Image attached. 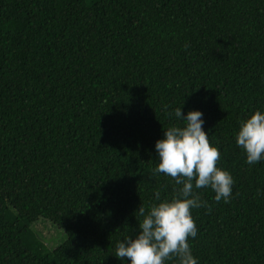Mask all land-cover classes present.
I'll use <instances>...</instances> for the list:
<instances>
[{
    "label": "trees",
    "instance_id": "1",
    "mask_svg": "<svg viewBox=\"0 0 264 264\" xmlns=\"http://www.w3.org/2000/svg\"><path fill=\"white\" fill-rule=\"evenodd\" d=\"M177 107L234 181L227 202L196 190L197 264H264V160L235 143L264 107V0H0V264H120L139 206L173 194L152 170Z\"/></svg>",
    "mask_w": 264,
    "mask_h": 264
},
{
    "label": "clouds",
    "instance_id": "2",
    "mask_svg": "<svg viewBox=\"0 0 264 264\" xmlns=\"http://www.w3.org/2000/svg\"><path fill=\"white\" fill-rule=\"evenodd\" d=\"M172 114L180 123L164 128L162 137L155 141L152 171L173 178V194L161 198L156 191L147 210L139 206L142 219L135 235H125L115 243L120 264H165L172 258L174 264H197L188 243L189 237L197 235L190 209L206 206V201L196 190L210 187L213 199L224 202L232 193L233 177L216 166L220 153L202 127L203 113L190 109L182 114L177 107ZM235 143L243 149L245 163L264 160V107L239 121Z\"/></svg>",
    "mask_w": 264,
    "mask_h": 264
},
{
    "label": "rangeland",
    "instance_id": "3",
    "mask_svg": "<svg viewBox=\"0 0 264 264\" xmlns=\"http://www.w3.org/2000/svg\"><path fill=\"white\" fill-rule=\"evenodd\" d=\"M32 229L49 249L56 248L67 238L62 229L44 219H39L33 223Z\"/></svg>",
    "mask_w": 264,
    "mask_h": 264
}]
</instances>
